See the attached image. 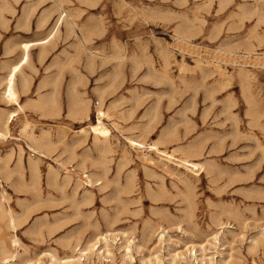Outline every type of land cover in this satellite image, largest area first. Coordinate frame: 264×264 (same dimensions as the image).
I'll return each mask as SVG.
<instances>
[{
	"label": "rangeland",
	"instance_id": "rangeland-1",
	"mask_svg": "<svg viewBox=\"0 0 264 264\" xmlns=\"http://www.w3.org/2000/svg\"><path fill=\"white\" fill-rule=\"evenodd\" d=\"M6 1L11 8L0 7V130L2 118L15 110L18 115L0 139V191L7 194L17 229L2 221L0 235L7 241L18 237L17 263L51 250L64 256L71 252L63 247L67 240L112 229L133 240L132 264L160 249L167 257L168 251L199 248L213 233L220 234L218 250L232 255L231 264H264V1L64 0L62 6L57 0ZM61 11L75 22L73 29L61 26L44 59L40 48L32 50L22 109L8 104L2 80L19 61L20 44L44 38ZM43 15L48 23L38 28ZM248 41L256 54L236 55L249 58L222 50ZM213 59L223 60L225 76ZM241 63L250 71L248 83L238 76ZM17 86L22 90L21 76ZM83 100L92 122L100 103L112 115L105 119L112 152L102 155L92 133L80 134L88 129ZM29 134L41 136L45 154L30 149ZM127 136L158 143L176 158L200 153L192 159L205 171L195 176L156 151L131 149ZM30 157L38 161L36 184ZM62 163L74 179L64 186ZM50 167L59 172L61 186L48 184ZM83 172L104 175L105 186L83 184L75 193L76 175ZM187 174L189 187L182 181ZM254 239L260 243L252 250ZM140 244L142 251L135 247ZM113 250L114 264H121L120 250ZM221 258L216 255L217 264Z\"/></svg>",
	"mask_w": 264,
	"mask_h": 264
},
{
	"label": "bare ground",
	"instance_id": "bare-ground-1",
	"mask_svg": "<svg viewBox=\"0 0 264 264\" xmlns=\"http://www.w3.org/2000/svg\"><path fill=\"white\" fill-rule=\"evenodd\" d=\"M260 1L262 2L264 0H260ZM63 2H64V0H57V3L60 4L61 6H62ZM0 7H1V9L6 10V9H10L11 5L5 0V2H3V4ZM3 14H4L3 12L0 13V18L2 19V21H4V15ZM29 15H30L29 13H26L27 17H29ZM48 15H49V13H48ZM75 15L76 14L74 12L70 13L71 17H74ZM68 16L69 15L67 13L64 14V12L61 11L59 13V16H58L55 24L53 25L51 30L48 32V34L44 38L39 39V40H35V41L23 42L20 44V49L22 50V55H21L19 61H17L16 63H14L12 65H9V71L3 77V80H2V83L4 85L3 98L8 104H11V105L15 104L20 109H22V105L20 104L21 94L27 93L29 90V79L26 76H24V68L26 66H28L30 63L31 52L33 49L40 48V53H39L40 54V56H39L40 60L44 59L46 52L48 51V50L46 51L47 46L50 45L53 42V40L56 38V36L59 34L61 26H63L65 23L69 30L73 29L75 22L72 19H69ZM67 17H68V19H67ZM47 23H48V18L46 15H43L39 19L37 27L42 28V27L46 26ZM177 37L180 38L181 40L186 41L183 33L177 32ZM254 39L256 40V42H258L259 46L263 44V39L260 36H256ZM80 41L82 42V40H80ZM83 45H85V44H83ZM223 49H225L224 51L228 55H230V57H233V56L237 57L238 56V57H247V58H249L252 53L256 54V50H257L256 45L253 44L251 41L246 42L243 46H228L226 48H222V50ZM222 50H220V51H222ZM241 50H244L245 53H249L250 55L246 56L243 53L236 55L237 54L236 52L241 51ZM7 51H8L7 53L12 52V47H9L7 49ZM95 54H97V53L95 52ZM216 61L214 60V62H216L217 64L213 65V67H215V69L221 74V76L222 75L225 76L226 75V72L224 71L225 69L220 64L221 62H223V60L219 59ZM197 63H199V65H200V62H197ZM244 66L245 65H243L242 63L240 64L238 76L242 82L248 83L249 82V74L248 73L250 71L247 70L246 67H244ZM19 76L22 77V90L18 89V86H17ZM208 96H210V94ZM99 99L102 101L103 96L100 95ZM210 100H211V98H210ZM74 101H76V100H74ZM82 103H83V114L85 117V121L88 122V129H86V128L82 129L80 131V134H83L84 137L87 138L88 134L92 133L93 139H94V141H93L94 148L99 153H101L102 155L109 153V152H112L113 151V147H112V143H111L112 133H111L110 128L107 127V125L105 123V119L111 118L112 115L108 112V110H105V108H103L102 103H100V106L97 108V116H96L97 118H96V121L94 123V121L92 122L89 104L86 103L84 100L81 102V104ZM77 113H79V109L77 110ZM17 115H18V113L15 110V111L9 113V115L5 119L4 118L1 119L2 129L0 130V139L6 138L7 129L10 126V123H12V121L14 120V118ZM29 139L32 142V145L29 146L32 151H36V152L38 151L40 154L46 153L45 151L41 150V148H43L44 145L46 144L41 140L42 139L41 136L37 137V136H35V134L34 135L32 134L29 136ZM126 143L129 145L128 147L131 149L140 150V149L148 148L149 150H153V151H156L157 153H159L161 155L162 159L164 158L167 161L175 160L177 162V163L176 162L175 163L178 166L185 167V169L188 172L195 174V176H199L201 174V172L205 171V167L203 164H201L200 162L199 163L195 162L192 159L196 156H199L200 153L194 154V153L183 152L185 154L184 157L176 158L174 156V154L168 153L165 150H161L158 146V143H150V144L145 143L144 140L141 139L140 137L127 136L126 137ZM45 146H47V145H45ZM48 148L46 147V150H48ZM23 151H24V149L21 148L20 154H19V163L20 164L22 163V161H24L23 160ZM127 154H129V152L127 149H125L124 150V157H126ZM202 154L203 153H201V155ZM61 166H62V169L66 170L65 171L66 175L63 177V182H62V184L64 186L66 184H70L71 182H73L74 179H73L72 174H71L72 170L68 169L64 163H62ZM80 166L81 167L84 166V161L80 164ZM122 166H124V165H122ZM209 167H211V166H209ZM29 171L31 173V176H32L35 184H36L40 179L38 161H36L35 159H33L31 157L29 158ZM59 176H60L59 172L56 169H54L53 167H50L48 170V174H47L48 184L53 185V186L60 185L59 184ZM76 176H77V179L74 182L75 185H73L75 193L78 191V189L83 184H86L89 187L100 186L101 188H103L105 186L104 175H99V174H96L93 172L91 174H85V172H83V174L81 176H79V175H76ZM188 176L189 175L187 174L183 178L182 181L184 183H186L189 187L191 184V179ZM0 185H1V183H0ZM6 195H5L4 191H0V232L3 228L2 221L5 222L4 224L7 228L12 229L13 231L17 229V218L15 217L13 211L10 208H7V206L5 205V201L7 200ZM187 199H189V195H187ZM231 226L229 225L228 227L230 228ZM160 228H161V226L158 228V230ZM165 234H166V229L162 227V232H161L160 238H159L160 243H163V241L165 240L164 239ZM4 237H6V236H4ZM4 237L0 235V263L1 264H88V263L90 264V262H92V260L94 258L97 259L98 264H105V262H112L114 264L115 252H114L113 248L120 250L121 264H132L136 260L134 255H133V240L129 239L128 234L126 232L119 233L118 231L116 232L115 230H112V229L107 230L106 232H102V233L97 232V233L93 234L92 236H90L86 240H83L82 238H79V237L76 238L75 240H67L63 244V247L70 249L71 252L65 254L64 256L59 255L55 250H51V251H46L44 253L42 252L43 254H41L39 256L36 255L34 258L21 260L19 263H17V259L19 258V254L17 253V251H18V247L20 246V241H19L18 237L15 234L11 235L10 237L7 236L8 239H10V241H7V239ZM259 243H258L257 239H254V240H252L251 246L249 248L254 250L257 248ZM219 244H220V234L219 233H213V236L208 240V242L206 244H200L199 248H196L195 245H190L186 248L185 251L184 250L181 251L182 248L180 250H174L173 252L168 251L167 257L164 254H162V250L160 249L156 252L150 253L148 257L141 258L140 261H141V264H163V262H165V261L168 264H179L182 262L187 263V264H194V262H196V264H217L216 255L221 254L222 258L220 260V264H231L232 255H229L228 258L224 257L223 252H220L221 250L220 251L218 250ZM135 247L138 250L143 249L141 244L138 246L135 245Z\"/></svg>",
	"mask_w": 264,
	"mask_h": 264
}]
</instances>
